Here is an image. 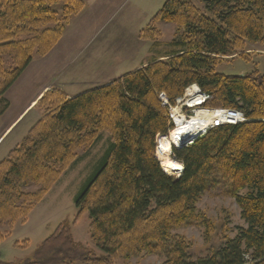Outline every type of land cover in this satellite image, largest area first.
<instances>
[{"label":"trees","instance_id":"obj_1","mask_svg":"<svg viewBox=\"0 0 264 264\" xmlns=\"http://www.w3.org/2000/svg\"><path fill=\"white\" fill-rule=\"evenodd\" d=\"M199 1L201 7L195 0H167L140 33L156 43L157 23L176 27L177 50L165 59L72 99L54 90L38 102L42 119L0 162V245L8 234L2 229L26 223L82 147L102 132L112 145L76 199L75 222L61 223L18 264H117L144 254L163 264H264V75L216 69L247 43H264V0ZM84 8L82 0H0V116L9 106L4 94L32 54L44 56L55 47ZM192 85L208 96L209 110L240 111L246 121L213 128L174 150L184 172L170 176L156 158L158 140L173 128L160 94L173 103ZM220 183L246 226L209 257L195 260L175 231L200 226L210 239L215 226L198 203ZM86 213L98 251L74 239L73 225ZM22 244L15 246L27 248L28 241Z\"/></svg>","mask_w":264,"mask_h":264},{"label":"rangeland","instance_id":"obj_2","mask_svg":"<svg viewBox=\"0 0 264 264\" xmlns=\"http://www.w3.org/2000/svg\"><path fill=\"white\" fill-rule=\"evenodd\" d=\"M82 1L84 10L64 29L55 47L44 56H39L36 50L32 54V61L4 94L9 106L0 116V138L4 135L0 140V162L42 119L43 113L37 104L46 93L58 90L72 99L112 83L155 60H163L169 52L177 50L172 44L180 35L171 24H156L159 30L156 43L140 38L142 30L148 28L167 0ZM195 1L202 6L199 0ZM240 54H246L245 58H240ZM216 69L225 75L242 76L254 71L264 75V43H247L238 54L224 57ZM23 113L24 116L15 127L4 134ZM196 115L199 117L203 113ZM173 129L164 136H169ZM111 145L110 134L100 133L97 140L93 139L78 151L76 160L28 214L25 224L19 223L11 230L6 227L2 229L8 234L0 245V264H18L32 257L39 245L61 223L75 222L79 212L76 199ZM183 147L172 146L169 158L175 161L174 150ZM168 173L178 177L177 174ZM36 188L32 186L29 191L33 192ZM198 211L215 226L209 240L205 237V228L200 226L175 231L190 244L195 260L209 257L212 250L218 249L226 238H235L239 229L246 226L236 200L228 194L222 183L200 199ZM90 224L89 213L79 218L73 225L74 239L98 251L91 241ZM25 241H28L27 248L15 246L20 243V246L25 247L22 244ZM117 264H163V259L144 254L129 260H119Z\"/></svg>","mask_w":264,"mask_h":264},{"label":"built area","instance_id":"obj_3","mask_svg":"<svg viewBox=\"0 0 264 264\" xmlns=\"http://www.w3.org/2000/svg\"><path fill=\"white\" fill-rule=\"evenodd\" d=\"M185 91L186 92L182 96L176 98L173 103L170 102L164 93L160 94L162 106L168 108L170 112V124L173 128L176 130L179 127V123L186 125L190 123L193 118L203 119L206 117L208 120L207 126L200 133L192 136L189 135L185 138L187 141H184V139L181 142V146L187 147L193 144L210 129L226 125H237L246 121L244 114L240 111H234L233 109L209 110L205 106L208 101V96L196 85L186 88ZM202 113V116L195 117L197 116L196 114ZM176 118L178 120H176Z\"/></svg>","mask_w":264,"mask_h":264},{"label":"bare ground","instance_id":"obj_4","mask_svg":"<svg viewBox=\"0 0 264 264\" xmlns=\"http://www.w3.org/2000/svg\"><path fill=\"white\" fill-rule=\"evenodd\" d=\"M176 120L178 119L176 118ZM207 120L208 119L206 117L203 119L193 118L191 122L186 125L179 123V127L176 130L174 129L169 136H165L161 139L157 146V152L161 166L165 171L181 176V173L184 171V166L181 163L177 161L175 162L169 158V150L172 146L179 148L182 144L181 142L189 135L192 136L200 133L207 126ZM184 141H187V139Z\"/></svg>","mask_w":264,"mask_h":264},{"label":"crops","instance_id":"obj_5","mask_svg":"<svg viewBox=\"0 0 264 264\" xmlns=\"http://www.w3.org/2000/svg\"><path fill=\"white\" fill-rule=\"evenodd\" d=\"M24 114L25 113H23L21 116H20V118L16 121V122H14L10 127H9V129H7L6 130V132L4 133V134H7L8 133V131H10L12 128H14L15 127V125L19 122V120L22 118V116H24ZM4 136V135H3ZM2 136V137H3ZM2 137L0 138V140L2 139Z\"/></svg>","mask_w":264,"mask_h":264},{"label":"water","instance_id":"obj_6","mask_svg":"<svg viewBox=\"0 0 264 264\" xmlns=\"http://www.w3.org/2000/svg\"><path fill=\"white\" fill-rule=\"evenodd\" d=\"M158 157V156H157Z\"/></svg>","mask_w":264,"mask_h":264}]
</instances>
